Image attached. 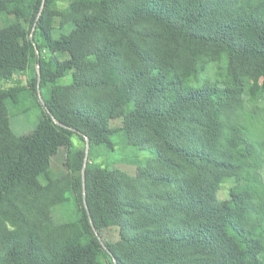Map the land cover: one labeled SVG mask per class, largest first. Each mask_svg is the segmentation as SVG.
<instances>
[{
	"label": "trees",
	"instance_id": "16d2710c",
	"mask_svg": "<svg viewBox=\"0 0 264 264\" xmlns=\"http://www.w3.org/2000/svg\"><path fill=\"white\" fill-rule=\"evenodd\" d=\"M70 1L94 12L53 39L51 0L37 21L42 0H0V16L18 15L31 32L35 24L33 42L0 27V264H264V139L239 116L245 94L255 110L264 101V0ZM213 56L224 70L211 82ZM15 60L40 66L41 97L58 124L41 107L37 75L25 88L3 87ZM30 99L42 117L17 138L6 104L23 113ZM130 133L143 135L149 156L134 176L85 168L94 229L100 236L109 223L118 241L104 248L90 226L84 152L69 187L77 221L55 226L38 200L58 149L70 160L76 135L88 138L89 154L109 153Z\"/></svg>",
	"mask_w": 264,
	"mask_h": 264
},
{
	"label": "rangeland",
	"instance_id": "374dc122",
	"mask_svg": "<svg viewBox=\"0 0 264 264\" xmlns=\"http://www.w3.org/2000/svg\"><path fill=\"white\" fill-rule=\"evenodd\" d=\"M70 3V0H51V3L48 5L46 16L50 22L49 31L53 39H58L61 35L67 34L72 30L76 21L81 19L84 15H90L94 12L93 9L86 7L71 8ZM7 15L8 14H2L0 16V27L9 25L12 29L15 28L20 34H25L30 38L32 32L28 28V24L21 20L18 15L17 18H14L13 15ZM57 56L62 61L68 59L66 53H59ZM43 64L45 63L43 62L42 66ZM13 68L15 73L10 82H5L3 84L4 88H11L14 86L17 88H25L28 86L29 79L37 75V70L40 71L39 65H30L24 60H15ZM223 70L224 60H218L214 56L211 60H208L206 76L211 82L219 79ZM70 82L71 77L66 76L60 79L58 84L65 86L69 85ZM260 86L261 83H259L256 91H254L255 93L259 90ZM43 93L48 95V89H45ZM253 104V101L245 94L242 106L239 108L240 120L251 125L254 134L264 139V101H261L258 106H256V110L252 108ZM6 105L11 132L17 138H26L40 121L43 106L40 108L36 100L30 99L25 103L26 111L21 113L10 101H7ZM250 115L252 116L250 117ZM112 125H116V122H113ZM130 135L131 133L129 134L127 145L123 142L116 143L112 152L107 153L101 149L99 155L88 154L87 164L90 166L99 165L101 167L116 169L134 176L138 168L144 165L149 156L141 150L145 148L143 135L139 134L134 137ZM50 139L51 142L55 144L54 146L59 144L53 135H50ZM68 150L71 156L70 160L66 159L65 161L64 157L67 152H65L64 148H59L57 155L53 157L51 161V171L53 173L52 182L49 188H46L43 192L40 200H38V209L48 214L55 226L76 223L78 217L77 212L80 208L78 197L76 198V195L69 191V187L72 183V177L76 175V173L71 174V170L78 165L80 153L85 150V142L78 136L72 135L68 140ZM65 164H68V167ZM231 184L232 182L228 181L222 185L217 194L219 200L227 199ZM1 222H4L6 226L11 228L9 222L5 219H2ZM99 230V237L102 242L108 241L116 243L118 241V229L116 227L107 223L104 227H100ZM125 245L126 244L121 246L122 250L126 248ZM129 249L130 248H127L126 250Z\"/></svg>",
	"mask_w": 264,
	"mask_h": 264
},
{
	"label": "water",
	"instance_id": "95a60500",
	"mask_svg": "<svg viewBox=\"0 0 264 264\" xmlns=\"http://www.w3.org/2000/svg\"><path fill=\"white\" fill-rule=\"evenodd\" d=\"M44 2H45V0H42L41 6H40V10H39L38 15L36 17V21L39 19V16L41 15V12H42L43 7H44ZM34 28H35V24L33 26L32 32H33ZM30 40H31V42H33V40H32V33H31V36H30ZM35 50H36V53L38 54V50L36 49V47H35ZM37 68H38V66H37ZM39 82H40V71L37 70V86H36V90H37L39 102H40L41 106H43V109L45 110V112L51 117V119L53 120V122L55 124H58V122L54 119V117L51 115V113L49 112V110L46 108V106L44 104V101H43V99L41 97V94H40ZM84 140H85V150H84V158H83V164H82V169H81L82 200H83L84 208H85V210L87 212V215H88V219H89L90 226L92 227L94 234L97 236V238L101 242L102 246L105 248V245L103 244V242L101 241L100 237L98 236V234L96 233V231L94 229V226H93V223H92V220H91V217L89 215V211H88V208H87V205H86V196H85V168H86L88 154H89V141H88V138L87 137H84ZM113 262L115 264V260Z\"/></svg>",
	"mask_w": 264,
	"mask_h": 264
}]
</instances>
